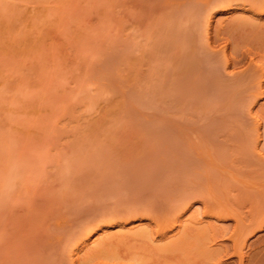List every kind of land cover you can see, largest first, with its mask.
Listing matches in <instances>:
<instances>
[{
	"label": "rangeland",
	"instance_id": "obj_1",
	"mask_svg": "<svg viewBox=\"0 0 264 264\" xmlns=\"http://www.w3.org/2000/svg\"><path fill=\"white\" fill-rule=\"evenodd\" d=\"M0 264H264V0H0Z\"/></svg>",
	"mask_w": 264,
	"mask_h": 264
}]
</instances>
